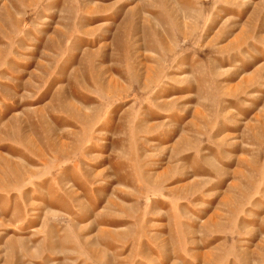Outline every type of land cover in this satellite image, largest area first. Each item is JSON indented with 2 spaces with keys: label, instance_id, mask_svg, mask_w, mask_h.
<instances>
[{
  "label": "rangeland",
  "instance_id": "rangeland-1",
  "mask_svg": "<svg viewBox=\"0 0 264 264\" xmlns=\"http://www.w3.org/2000/svg\"><path fill=\"white\" fill-rule=\"evenodd\" d=\"M0 264H264V0H0Z\"/></svg>",
  "mask_w": 264,
  "mask_h": 264
}]
</instances>
